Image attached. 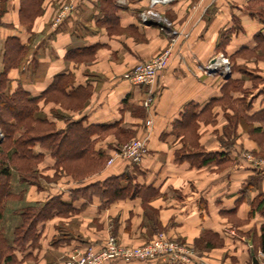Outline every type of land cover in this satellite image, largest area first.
Wrapping results in <instances>:
<instances>
[{
    "label": "crops",
    "instance_id": "0c3cea01",
    "mask_svg": "<svg viewBox=\"0 0 264 264\" xmlns=\"http://www.w3.org/2000/svg\"><path fill=\"white\" fill-rule=\"evenodd\" d=\"M58 2L67 0H43L42 12L25 21L27 0H0V71L8 65L11 91L41 96L39 114L57 129L91 126L89 163L108 159L130 136H147V152L135 164L106 159L97 169L65 170L36 146L38 178H13L18 197L5 226L20 223L23 203L48 207L25 244H14L19 264H65L87 246L99 249L110 233L141 245L161 231L194 245L192 260L179 264H253L264 245V201L252 210L264 200V165L243 154L264 156V0H77L54 26ZM170 44L173 55L154 85L124 77ZM221 55L239 87L206 69ZM208 153L217 156L204 162ZM124 175L131 180L120 179V197L95 186Z\"/></svg>",
    "mask_w": 264,
    "mask_h": 264
},
{
    "label": "trees",
    "instance_id": "16d2710c",
    "mask_svg": "<svg viewBox=\"0 0 264 264\" xmlns=\"http://www.w3.org/2000/svg\"><path fill=\"white\" fill-rule=\"evenodd\" d=\"M42 2L43 0H27L26 7L22 9V19L32 21L42 12ZM8 68L7 65L0 71V129L4 134V140L0 142V264H19L13 252L14 244L19 246L25 244L34 233L35 224L46 214L48 207V203H23L16 210L21 217L20 223L11 230L5 226L6 216L11 211L10 204L18 197L13 190V178L16 174L23 181L38 178L35 167L42 159L43 153L36 152L35 147L40 146L49 151L56 159L57 166L65 170L74 166L83 168L85 165L88 166L87 169H97L102 164L101 160L105 161L107 158L100 154L90 163L85 160V154H88L93 146L89 136L94 133V129L91 126H83L80 122H72L64 129H57L53 123L39 114L41 96H33L21 87L11 91ZM237 68L249 77H253L244 67ZM227 81L229 86L239 87V82L231 77ZM243 103L245 104L244 101ZM216 156L217 153H208L203 161L212 160ZM79 158L83 160L84 165L75 163ZM122 178L128 176H112L103 184L95 186L97 190L104 192L110 188L114 192V195H111L113 198L120 197L122 195L119 192V181ZM263 201H259L261 203L257 205L255 202L252 210L260 208ZM262 239L264 240V225Z\"/></svg>",
    "mask_w": 264,
    "mask_h": 264
},
{
    "label": "built area",
    "instance_id": "2783aa9c",
    "mask_svg": "<svg viewBox=\"0 0 264 264\" xmlns=\"http://www.w3.org/2000/svg\"><path fill=\"white\" fill-rule=\"evenodd\" d=\"M77 0H67L61 4L53 20V25L57 26L64 17L75 8ZM173 0H149L150 6L155 4H166ZM151 14L156 12L149 10ZM173 55L172 44L165 47L148 61L137 63L132 70L125 72L124 77L137 85L155 84L159 74L164 70ZM221 63V64H220ZM206 69L211 73L212 70H221L223 74L229 72L228 58L221 55V58L209 61ZM152 92V91H151ZM154 95L151 93L143 100L146 109L152 108ZM147 125L152 124V120L146 121ZM1 135V131H0ZM147 152V136L134 137L122 144L108 158L107 164L114 163L115 160H123L128 164L141 162ZM243 157L254 164L264 165V158L255 156L251 152H245ZM195 249L178 241L171 239L166 232H158L150 241L141 245H124L113 234L107 235L103 245L99 249L94 246H87L84 250L70 254L65 264H103L112 259L124 261L139 260H160L165 259L170 264L189 263L195 256ZM258 264H264V250L258 249L255 254Z\"/></svg>",
    "mask_w": 264,
    "mask_h": 264
},
{
    "label": "rangeland",
    "instance_id": "374dc122",
    "mask_svg": "<svg viewBox=\"0 0 264 264\" xmlns=\"http://www.w3.org/2000/svg\"><path fill=\"white\" fill-rule=\"evenodd\" d=\"M58 4L61 5L59 2H58L56 5H58ZM163 49H164V48H163ZM163 49H162V50H163ZM155 55H156V54H155ZM155 55H154V56H155ZM151 59H152V58H151ZM149 60H150V59H149ZM146 61H148V60H146ZM0 131H1V129H0ZM134 137H135V136H134ZM134 137H133V136H132V137L130 136V138H129L127 141L131 140V139L134 138ZM3 140H4V134H3V132L1 131L0 142L2 143ZM127 141H126V142H127ZM1 143H0V144H1ZM0 146H1V145H0ZM261 147H262V149L264 150V144H262ZM117 149H118V148H117ZM255 156H256V155H255ZM257 157H259V156H257ZM260 158H264V156H261ZM107 161H108V159H107ZM107 161H106V163H107ZM111 164H112V163H111ZM5 225H8V224H7V221L5 222ZM180 243H183V244H186V245H190V246H192V247L194 248V245H192V244H190V243H187V242H180Z\"/></svg>",
    "mask_w": 264,
    "mask_h": 264
},
{
    "label": "water",
    "instance_id": "95a60500",
    "mask_svg": "<svg viewBox=\"0 0 264 264\" xmlns=\"http://www.w3.org/2000/svg\"><path fill=\"white\" fill-rule=\"evenodd\" d=\"M217 70H212L211 73L216 72ZM230 76V72H227L226 74H224L225 78H228ZM253 264H258V260L256 258V256H253Z\"/></svg>",
    "mask_w": 264,
    "mask_h": 264
},
{
    "label": "bare ground",
    "instance_id": "6f19581e",
    "mask_svg": "<svg viewBox=\"0 0 264 264\" xmlns=\"http://www.w3.org/2000/svg\"><path fill=\"white\" fill-rule=\"evenodd\" d=\"M219 57V56H218ZM218 60V59H217Z\"/></svg>",
    "mask_w": 264,
    "mask_h": 264
}]
</instances>
